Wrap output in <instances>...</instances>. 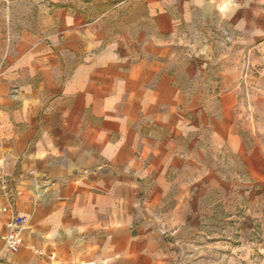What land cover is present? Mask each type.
Segmentation results:
<instances>
[{
	"label": "crops",
	"instance_id": "obj_1",
	"mask_svg": "<svg viewBox=\"0 0 264 264\" xmlns=\"http://www.w3.org/2000/svg\"><path fill=\"white\" fill-rule=\"evenodd\" d=\"M128 9L115 29L108 11L42 5L0 61V264H174L210 193L259 212L264 155L236 73L243 57L259 68L250 97L264 101V0ZM8 204L26 220L17 252L1 239ZM227 244L259 258L248 234Z\"/></svg>",
	"mask_w": 264,
	"mask_h": 264
},
{
	"label": "rangeland",
	"instance_id": "obj_2",
	"mask_svg": "<svg viewBox=\"0 0 264 264\" xmlns=\"http://www.w3.org/2000/svg\"><path fill=\"white\" fill-rule=\"evenodd\" d=\"M120 6H117L119 2ZM129 1L131 0H0V61H4L9 53L15 35L25 24L35 22L41 6L75 5L88 14L89 18H95L101 12L108 11L107 19L110 27L130 24L129 18L120 13H130ZM127 11V12H126ZM124 18V19H123ZM224 48L223 43L219 44ZM223 52H217V57ZM232 56L237 53L232 52ZM259 68L249 64L248 58L243 57L241 67L237 69V75L241 76V84L238 87V109L247 117L246 123L259 138V153L264 155V101L250 97L251 92L257 86L254 78L259 76ZM235 71V69H234ZM245 135L252 142L250 132ZM246 202L245 198L233 199L232 207L226 210L227 204H223L216 193L207 196L209 211L204 217L205 226L201 233L180 249L174 264H264V162L259 163V212L240 208V204ZM234 203H238L236 206ZM256 214V215H255ZM243 221L249 222V227H243ZM248 234L254 240H259V258L254 256L250 260L230 258L224 252L230 250L228 242L235 246L240 237ZM228 241V242H227Z\"/></svg>",
	"mask_w": 264,
	"mask_h": 264
},
{
	"label": "built area",
	"instance_id": "obj_3",
	"mask_svg": "<svg viewBox=\"0 0 264 264\" xmlns=\"http://www.w3.org/2000/svg\"><path fill=\"white\" fill-rule=\"evenodd\" d=\"M83 173H87V170H83ZM3 189L6 188L5 183L2 181ZM9 201H11L12 195H8ZM10 204L3 206L1 208V212L9 213L10 212ZM25 217L14 212H10L9 218L6 222V232L1 235V239L4 242L5 247L10 252H17L20 248V233L25 226Z\"/></svg>",
	"mask_w": 264,
	"mask_h": 264
},
{
	"label": "clouds",
	"instance_id": "obj_4",
	"mask_svg": "<svg viewBox=\"0 0 264 264\" xmlns=\"http://www.w3.org/2000/svg\"><path fill=\"white\" fill-rule=\"evenodd\" d=\"M232 7H234L233 4L229 3H224L221 7H220V11L222 13L227 12L229 9H231Z\"/></svg>",
	"mask_w": 264,
	"mask_h": 264
}]
</instances>
